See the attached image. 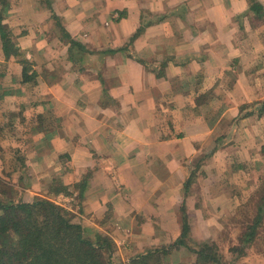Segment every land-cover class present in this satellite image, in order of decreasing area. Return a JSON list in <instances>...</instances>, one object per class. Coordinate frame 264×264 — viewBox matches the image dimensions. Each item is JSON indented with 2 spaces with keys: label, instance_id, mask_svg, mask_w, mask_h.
I'll list each match as a JSON object with an SVG mask.
<instances>
[{
  "label": "crops",
  "instance_id": "crops-1",
  "mask_svg": "<svg viewBox=\"0 0 264 264\" xmlns=\"http://www.w3.org/2000/svg\"><path fill=\"white\" fill-rule=\"evenodd\" d=\"M29 124L113 264H213L212 191L264 177V0H6L0 126Z\"/></svg>",
  "mask_w": 264,
  "mask_h": 264
},
{
  "label": "rangeland",
  "instance_id": "rangeland-1",
  "mask_svg": "<svg viewBox=\"0 0 264 264\" xmlns=\"http://www.w3.org/2000/svg\"><path fill=\"white\" fill-rule=\"evenodd\" d=\"M8 120L12 121V118ZM34 127L32 124L28 126H0L1 201L14 200L15 202L22 201L31 204L37 199H46L59 203L58 197L66 195L56 193L57 191H63V189L68 190L62 175L46 173L41 164L36 165L38 160L35 157L27 156L29 155L28 151L31 150L30 148H34L32 138L37 136L33 133ZM246 177L250 179L249 183L252 184L254 180L250 176L246 175ZM38 179H41V183L35 184ZM260 180L257 190L247 188L238 192L239 195H242L241 201H244V203L237 209L230 205L231 198L237 195L235 190L230 189V186L223 191L222 196H219L216 191H212L211 199H221L223 197V203L228 200L229 218L225 225L226 229L218 235V242L210 241L200 243L198 246L203 249L204 246L202 245H208L209 249H212L215 245V250H212V252L219 257L221 264H264V177ZM33 186L37 188L34 189ZM30 192H36V194L31 196ZM219 193L221 194L220 191ZM68 197L76 196L73 193ZM77 199L71 201V205H60L67 212L66 218L72 224H76V212H79L80 209ZM225 207L223 206V208ZM214 208H218V206L209 207L212 212H215ZM260 208L263 210L261 211L262 218L256 228L253 243L251 245L245 244L244 237L252 231V226L256 221ZM90 239L96 241V237Z\"/></svg>",
  "mask_w": 264,
  "mask_h": 264
},
{
  "label": "trees",
  "instance_id": "trees-1",
  "mask_svg": "<svg viewBox=\"0 0 264 264\" xmlns=\"http://www.w3.org/2000/svg\"><path fill=\"white\" fill-rule=\"evenodd\" d=\"M5 2L0 0V7ZM56 193L70 195L65 189ZM261 211L262 208L252 231L244 237L245 244L253 243ZM66 215L60 206L46 199L31 204L0 200V264H113V248L108 239H88L82 226L70 223ZM202 246L195 251L199 260L220 264L219 257L212 252L215 245L212 249ZM138 261L141 264L143 258Z\"/></svg>",
  "mask_w": 264,
  "mask_h": 264
},
{
  "label": "built area",
  "instance_id": "built-area-1",
  "mask_svg": "<svg viewBox=\"0 0 264 264\" xmlns=\"http://www.w3.org/2000/svg\"><path fill=\"white\" fill-rule=\"evenodd\" d=\"M74 199H76V197H68L66 195H61L57 199L59 201V203H55V204L58 206L64 205V204L71 205V201H73ZM67 209H69V208H67Z\"/></svg>",
  "mask_w": 264,
  "mask_h": 264
}]
</instances>
